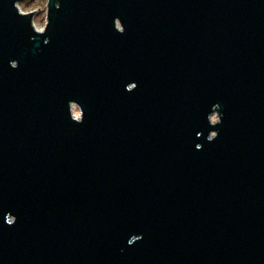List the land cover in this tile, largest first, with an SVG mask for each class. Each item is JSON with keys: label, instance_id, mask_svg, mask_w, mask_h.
Returning <instances> with one entry per match:
<instances>
[{"label": "water", "instance_id": "1", "mask_svg": "<svg viewBox=\"0 0 264 264\" xmlns=\"http://www.w3.org/2000/svg\"><path fill=\"white\" fill-rule=\"evenodd\" d=\"M20 1L0 264H264V0Z\"/></svg>", "mask_w": 264, "mask_h": 264}, {"label": "rangeland", "instance_id": "2", "mask_svg": "<svg viewBox=\"0 0 264 264\" xmlns=\"http://www.w3.org/2000/svg\"><path fill=\"white\" fill-rule=\"evenodd\" d=\"M49 0H22L18 3V8L22 13H34V26L38 31H44L47 23V11ZM73 114L80 116V110L77 106L73 107ZM218 116L213 115L212 122H217Z\"/></svg>", "mask_w": 264, "mask_h": 264}]
</instances>
